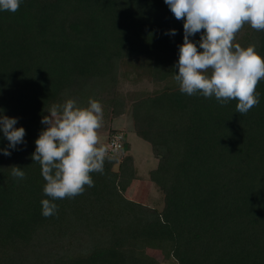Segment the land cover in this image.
Here are the masks:
<instances>
[{
  "label": "trees",
  "instance_id": "obj_1",
  "mask_svg": "<svg viewBox=\"0 0 264 264\" xmlns=\"http://www.w3.org/2000/svg\"><path fill=\"white\" fill-rule=\"evenodd\" d=\"M184 22L164 0H22L17 12L0 11V115L26 130L10 156L0 151V264H158L148 250L172 264H264V79L243 115L237 100L181 93L173 76ZM234 43L264 57V31L245 25ZM144 74L155 90L121 91V78ZM70 98L99 101L112 120L130 111L157 160L148 180L161 210L139 198L122 134L116 158L91 174L94 187L41 214L51 198L31 157L43 116ZM8 143L0 131V149ZM132 188L134 198L124 195Z\"/></svg>",
  "mask_w": 264,
  "mask_h": 264
},
{
  "label": "clouds",
  "instance_id": "obj_2",
  "mask_svg": "<svg viewBox=\"0 0 264 264\" xmlns=\"http://www.w3.org/2000/svg\"><path fill=\"white\" fill-rule=\"evenodd\" d=\"M22 0H0V11L15 13ZM176 20H184V42L179 46L178 74L173 79L181 93L189 96L199 93L215 99L223 106L237 100L236 111L247 114L259 104L256 88L264 79V57L252 44L242 47L234 43L237 34L249 25L264 31V0H164ZM202 33L198 42L191 37ZM168 35L175 36L173 29ZM198 45V46H197ZM202 49V51H201ZM3 110L0 109V113ZM43 116L46 126L35 141L34 162L41 165L46 184L43 188L42 215L52 217L58 212L56 200L74 198L83 194L85 185L94 187L92 173H103L105 160L115 159L120 146L106 144L101 136L103 106L89 99L87 107L75 99L53 104ZM18 118L0 115V131L8 146L0 149L10 156L24 144L26 130L16 128ZM110 149L112 154L110 155ZM14 178L24 179L25 172L17 166L10 168Z\"/></svg>",
  "mask_w": 264,
  "mask_h": 264
},
{
  "label": "rangeland",
  "instance_id": "obj_3",
  "mask_svg": "<svg viewBox=\"0 0 264 264\" xmlns=\"http://www.w3.org/2000/svg\"><path fill=\"white\" fill-rule=\"evenodd\" d=\"M120 87L123 93L138 91L152 92L156 89V86L149 79L147 74H144V76L140 78H121ZM111 120L112 119H110L108 116V110L103 107V127L100 130L103 141L106 143L108 138L116 133L125 135L129 149L124 153V155L132 156L136 175L142 182L139 198L142 199L147 206L161 210L163 207L162 193L148 180L149 172L157 165V160L152 153L150 145L141 140L134 133L133 121L129 110H126L124 114L113 119L112 121ZM122 191H124V195L129 198L135 197L133 188L132 190L126 191L125 189H122ZM147 253L152 256L158 262V264L174 263L172 259L168 260L162 254L156 251L148 250Z\"/></svg>",
  "mask_w": 264,
  "mask_h": 264
},
{
  "label": "built area",
  "instance_id": "obj_4",
  "mask_svg": "<svg viewBox=\"0 0 264 264\" xmlns=\"http://www.w3.org/2000/svg\"><path fill=\"white\" fill-rule=\"evenodd\" d=\"M123 139L124 138H123V135L122 134H117L116 133V134L111 135L110 138H108L106 144L111 145L114 142L115 144L119 145L120 146V150H122V148H123ZM109 154L110 155L112 154L111 149H110Z\"/></svg>",
  "mask_w": 264,
  "mask_h": 264
}]
</instances>
